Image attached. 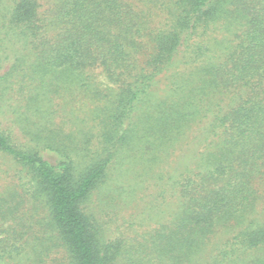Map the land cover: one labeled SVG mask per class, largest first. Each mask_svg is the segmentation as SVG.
Listing matches in <instances>:
<instances>
[{
	"label": "trees",
	"instance_id": "16d2710c",
	"mask_svg": "<svg viewBox=\"0 0 264 264\" xmlns=\"http://www.w3.org/2000/svg\"><path fill=\"white\" fill-rule=\"evenodd\" d=\"M0 264H264V0H0Z\"/></svg>",
	"mask_w": 264,
	"mask_h": 264
},
{
	"label": "rangeland",
	"instance_id": "374dc122",
	"mask_svg": "<svg viewBox=\"0 0 264 264\" xmlns=\"http://www.w3.org/2000/svg\"><path fill=\"white\" fill-rule=\"evenodd\" d=\"M5 168H7V170H9L8 171V173H9V176H8V179H7V182H10V181H12L13 179H14V173L16 172V170H15V168H13V166H11L10 164H8L7 162H6V165L4 166ZM3 167V168H4ZM116 203H118V205H116L115 206V210H114V212H110V213H108V215L107 214H105L103 217H104V219H106L107 218V220H109V219H111V220H113V221H115V222H118V224L120 225L121 223H122V221L123 220H121V217L122 216H125L126 218H128V219H132L133 217V215L135 214V213H137V212H139V210L137 209V208H126L127 210H125V211H123V212H121L123 215L121 216L120 215V201H118V202H116ZM142 202H139V204H141ZM138 207V206H137ZM141 207V205L139 206V208ZM138 210V211H137ZM115 218H116V220H115Z\"/></svg>",
	"mask_w": 264,
	"mask_h": 264
}]
</instances>
